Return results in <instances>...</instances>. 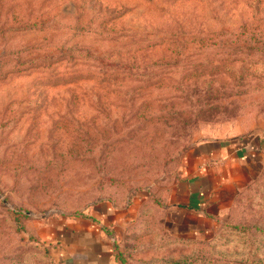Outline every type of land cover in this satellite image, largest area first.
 <instances>
[{"label": "rangeland", "instance_id": "rangeland-1", "mask_svg": "<svg viewBox=\"0 0 264 264\" xmlns=\"http://www.w3.org/2000/svg\"><path fill=\"white\" fill-rule=\"evenodd\" d=\"M67 221L117 264H264V0H0V264H60Z\"/></svg>", "mask_w": 264, "mask_h": 264}, {"label": "crops", "instance_id": "crops-1", "mask_svg": "<svg viewBox=\"0 0 264 264\" xmlns=\"http://www.w3.org/2000/svg\"><path fill=\"white\" fill-rule=\"evenodd\" d=\"M236 159L233 151L227 147L215 149L212 152V158L206 154L197 156L199 161L196 165L199 166V171L187 180V185L183 190V204H187L190 208L193 207L194 211H200L194 207H200L199 209L203 211L201 207L209 204L213 191L218 189L217 186H221L227 178L232 176L233 163ZM97 215L99 214H95ZM71 222L76 224L78 221L59 224L62 231L59 232L58 237H54L51 232L50 237L43 239L46 240L44 241L45 246L50 247L51 252L54 250L57 262L60 264H117L113 254L110 253V245L107 241H103L102 231L91 224L84 230L79 225L74 227Z\"/></svg>", "mask_w": 264, "mask_h": 264}, {"label": "trees", "instance_id": "trees-1", "mask_svg": "<svg viewBox=\"0 0 264 264\" xmlns=\"http://www.w3.org/2000/svg\"><path fill=\"white\" fill-rule=\"evenodd\" d=\"M46 251H47L48 253H50L49 250H46Z\"/></svg>", "mask_w": 264, "mask_h": 264}]
</instances>
